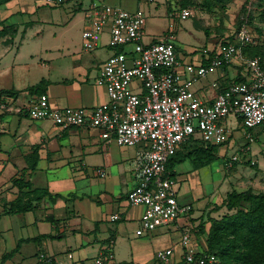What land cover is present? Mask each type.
I'll return each mask as SVG.
<instances>
[{
    "label": "crops",
    "instance_id": "obj_1",
    "mask_svg": "<svg viewBox=\"0 0 264 264\" xmlns=\"http://www.w3.org/2000/svg\"><path fill=\"white\" fill-rule=\"evenodd\" d=\"M97 1H75L74 10H81L83 14L81 31L86 25L89 7L93 3H103ZM106 1L134 10L144 6L143 0ZM163 1L167 3V0ZM176 1L179 7V1ZM42 5L45 4L38 0H0V30L10 27L0 33V89L18 91L9 95V107L0 108V264H32L40 252L52 259V264H80L107 251L112 252V257L105 264H151L155 251L168 246L174 248V257L179 259L181 245L177 250L174 245H153L151 235L157 226L142 230L140 217L143 206L130 204L127 200V192L136 183L138 165L135 157L139 145H121L112 139L104 140L95 127H62L48 118L29 116L26 106L38 93L24 89L41 79L46 81L42 93L46 94L52 107H93L108 101L105 87L96 82L104 60L113 52L107 43L108 26L93 49H84L81 44L66 45L64 52L59 51L61 47L58 45L54 48L39 47L18 58V49L12 46L13 37L20 31L21 38L37 35L38 31L30 33L27 27L40 20L37 12ZM59 5L48 6L56 8ZM158 6L159 3H155L143 7L148 13L143 28L144 42L154 41L157 39L155 36L162 34L166 27L169 30L172 25L169 19L164 23V19L157 16ZM35 13L36 18H32ZM22 14L28 16L27 19L23 21L20 16L19 20H12ZM168 15L174 17L175 13L169 11ZM60 17L58 12L52 19L59 23ZM173 33L175 44L178 36L177 32ZM218 42L210 38V44L206 45L209 52ZM175 46L181 63L178 69L183 77L188 75L184 70L186 63L208 62L207 55L203 53L183 57L178 54L181 48L179 41L176 40ZM52 49H56L55 56L51 55ZM184 49V54L190 53L189 48ZM244 73V65L235 58L196 79L191 90L204 102H211L220 88L236 79H244ZM3 95L7 94H0V103ZM236 117L231 126L227 117L223 120L229 130L224 143L232 138L233 129L241 124L240 118ZM241 129L244 134V128ZM251 134L252 139L247 138L244 145L247 150H251L248 142L264 137L261 131L253 129ZM258 152L262 153V149ZM250 159L254 163H250ZM256 161L255 156L246 160L250 164ZM258 173L263 172L259 170ZM18 177L28 181L30 186L15 184L13 179ZM34 188L46 189L47 193L38 201L33 200L30 208L17 210L10 204L17 197L26 198L23 194ZM179 195L176 193L181 202ZM201 210L195 217L192 206L185 216V223L178 225L174 221L160 226L175 224L182 231L188 223L192 224L196 245L204 248L206 233L198 231L197 226L203 222L204 229H207V215L212 214L206 213L204 205ZM112 213H116L118 218L111 220ZM203 213H206L204 218Z\"/></svg>",
    "mask_w": 264,
    "mask_h": 264
},
{
    "label": "built area",
    "instance_id": "obj_2",
    "mask_svg": "<svg viewBox=\"0 0 264 264\" xmlns=\"http://www.w3.org/2000/svg\"><path fill=\"white\" fill-rule=\"evenodd\" d=\"M58 5L65 0H38ZM254 0H249V4ZM191 14L188 6L178 7V16ZM145 16L139 10L107 3H93L87 12V22L81 31L84 49L98 45L102 31L108 26V45L118 47L104 60L96 82L105 87L108 101L93 107H52L46 94L32 97L26 108L31 118H48L62 127L87 125L99 130L104 140L121 145H139L136 152V183L127 192L130 204L142 205V230L169 223L190 213V203L179 202L175 179L167 174L166 162L190 137L204 143H224L228 127L223 120L234 114L241 120L244 136L252 139V129L261 126L264 135V68L257 56H246L243 46L251 42L250 27L244 20L235 29L233 40L224 38L211 49L202 48L206 64L186 63L183 77L176 54L174 33L167 30L160 38L143 41ZM238 58L245 68L243 80L220 88L211 102H204L191 90L194 81L223 63ZM136 86L130 88L131 82ZM213 85H216L213 82ZM10 96L2 98L0 108L9 107ZM242 149H246V146ZM238 160L236 153L226 161ZM250 163L254 160L250 159ZM118 218L116 213L110 219ZM179 259L172 246L159 248L155 256L160 264H216L218 256L198 248L191 232L183 228ZM112 252L98 254L80 264H105ZM54 261L40 252L32 264H52ZM264 264V252L262 263Z\"/></svg>",
    "mask_w": 264,
    "mask_h": 264
},
{
    "label": "rangeland",
    "instance_id": "obj_3",
    "mask_svg": "<svg viewBox=\"0 0 264 264\" xmlns=\"http://www.w3.org/2000/svg\"><path fill=\"white\" fill-rule=\"evenodd\" d=\"M76 0H65L59 6L50 7L45 4L38 7L37 15L39 16V21H34L29 27V32L34 33L38 31L37 35H32L29 37H22V31L13 37V49H18V58L27 53L28 50H36L39 47H50L54 48L56 45L61 48L59 51L64 52V46L66 45H78L82 46V38L80 37L81 32V10H74L73 6ZM180 1V0H178ZM190 9L191 14L186 18H180L178 16V5L176 0H167L165 4L163 0H154V2H149L143 0V7L153 6L155 3H159L157 8V16L163 18L164 23L168 21L171 22V27L169 30L177 32V39L179 41L180 51L178 54L181 56L189 57L191 54L200 55L202 53V48H208L206 45L210 44V38L217 39L218 41L223 39L225 35L234 33L236 25L240 20H243L246 13L249 16V27L251 32L252 45H255V51L257 54L264 58V0H259L254 4V2L249 4V0H223L221 2L214 1L213 6L209 9L203 6V0H182ZM97 2H103L112 4L111 1L99 0ZM116 6L123 8H128L119 3H113ZM64 7V8H62ZM138 9L143 15L148 16L147 9ZM155 9V8H154ZM172 11L175 13L174 17L168 15V12ZM132 11L134 9L128 8ZM61 15L59 23H56L52 16L53 14ZM249 13V14H248ZM24 21L28 16L25 14L16 15L12 20H19V17ZM30 18V17H29ZM36 18V13L32 16ZM24 24V23H23ZM200 26V27H199ZM165 27V26H164ZM162 27V28H164ZM22 28V26H21ZM164 32L154 38H160L167 31V27L163 29ZM206 31V35L204 34ZM233 36V35H231ZM210 37V38H208ZM155 39V40H157ZM184 47L190 50V53L184 54ZM243 46V50H244ZM83 48V46H82ZM176 49V46H175ZM119 50L118 47L112 49ZM51 55L55 56L57 52L56 49H52ZM246 51V50H245ZM60 53V52H59ZM179 55V56H180ZM53 61H58V59H53ZM214 72H208L212 73ZM136 86V82H131L129 87L132 88ZM236 115L229 114L227 116V121L229 125H234L236 121ZM241 123V122H240ZM242 124H238L237 128L233 129L232 138L226 142L218 145L216 149L217 157L211 163L203 165L199 168H194L189 161L185 159L180 163H175L169 169L174 170L173 177L175 179L174 188L178 194L180 192L179 200L183 203L190 202L193 206V215L196 217L202 212V206L207 210L209 216L219 217L223 213L231 212L234 209L228 210L224 205H221L223 198L225 197L227 191L231 189L243 190L246 188L252 189L254 192H264V137H260L257 140H252L248 142L251 150L242 149L246 145L247 138L242 133ZM244 128V127H243ZM261 126H255L254 131H261ZM229 137V136H228ZM227 137V139H228ZM198 142V141H192ZM188 146L185 142L181 151ZM260 147V148H259ZM262 149V153L258 152ZM236 153L238 155V160L233 161L231 165L226 163L230 159L231 155ZM255 156L258 161L255 164H250L246 162L247 159ZM261 170L263 173H258ZM206 213L202 214L203 218ZM201 217V218H202ZM200 219V218H199ZM176 224L181 225L185 223V216L177 218ZM172 221V222H174ZM191 232V239L196 242V234L193 229L192 224H187ZM181 230L176 228L175 224L162 225L155 228L153 234L151 235L153 245L164 246L166 244L174 245L177 249H180V236ZM199 248V246H198ZM151 264H160L159 260L153 255Z\"/></svg>",
    "mask_w": 264,
    "mask_h": 264
},
{
    "label": "trees",
    "instance_id": "obj_4",
    "mask_svg": "<svg viewBox=\"0 0 264 264\" xmlns=\"http://www.w3.org/2000/svg\"><path fill=\"white\" fill-rule=\"evenodd\" d=\"M214 1L221 2L223 0H203V6L209 9L213 6ZM258 1L254 0L251 4ZM179 5L187 6L185 1L182 0L179 1ZM249 16L246 13L243 20L238 22L236 28L244 20L249 24ZM7 28L10 27H4L0 30V33ZM231 35H233V32L225 35V37L233 40ZM244 46L243 53L250 57L257 56L264 68V58L254 50L255 45H252V41ZM45 84L46 81L41 79L24 90L41 94ZM17 92L13 89H0V94H7L8 96ZM192 141L198 142L193 143ZM185 142L188 143V146L181 151L180 149ZM218 145L220 144L204 143L200 139L190 137L169 156L166 162L167 174L173 176L174 170L169 169L173 164L185 159H189L194 167L211 163L217 157L216 149ZM13 182L19 186H30L28 181H23L20 177L14 178ZM46 193V189L34 188L23 194V196L26 195V198L17 197L10 204L16 207L17 210H24L32 206L33 200L38 201ZM221 205H224L228 210H234L223 213L219 217L209 216L207 229H204L203 222L198 224V231L206 233L205 246L202 249L206 252H213L218 256L216 264H261L264 252V192H254L250 188L243 190L231 189L227 191Z\"/></svg>",
    "mask_w": 264,
    "mask_h": 264
}]
</instances>
